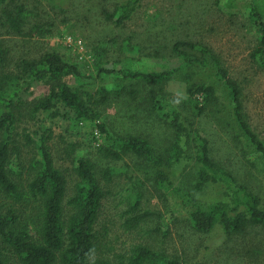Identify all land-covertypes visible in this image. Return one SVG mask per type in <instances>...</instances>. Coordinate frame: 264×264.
<instances>
[{"label": "trees", "instance_id": "1", "mask_svg": "<svg viewBox=\"0 0 264 264\" xmlns=\"http://www.w3.org/2000/svg\"><path fill=\"white\" fill-rule=\"evenodd\" d=\"M63 1L0 0V36L28 35L24 27L34 9L44 2L61 5ZM141 1L120 0L106 17L115 25H124L135 16ZM224 4L227 9L243 11L254 27L257 43L251 58L264 69V0H225ZM32 28L35 34L49 31L38 24ZM134 45L129 41V49ZM96 51V76L111 78L113 83L91 89L81 82L84 73L78 64L53 50L20 57L9 69V52L0 37V264H184L164 249L140 242L111 254L101 250L105 233L98 229V220L103 200L112 194L107 185L122 174L129 179L130 167L99 168L98 158L118 162L134 157L136 170L170 193L178 209H186L196 231L210 232L218 226L232 235L253 225L264 227L260 196L213 158L209 140L183 114L179 100L167 89L169 80L178 73L186 83L183 104L189 105L192 116L217 113L220 102L214 85L192 78L194 68L212 71L227 87L236 127L264 161V140L249 122L242 89L217 53L205 43L176 39L170 44V55L178 59V66L149 71L113 66L106 61L104 48ZM35 83L43 89L39 96H34ZM120 98L163 120L171 132L166 147L159 151L146 136L110 128L106 109L112 100ZM62 110L77 122L92 125V150L76 158L71 180L55 163L49 144L50 126H39V143L34 144L36 150L27 166L14 157L19 135L15 130L24 116L53 119L62 116ZM24 136L28 144L35 142L30 133ZM188 163L189 183L176 184L171 178L173 169ZM23 170L29 174L26 183L17 181ZM130 180L132 187L120 190L119 200L127 231L147 217L158 216L157 212L141 210L143 181L137 175H131ZM71 181V194L65 200ZM209 188L218 190L219 197L200 199L199 193Z\"/></svg>", "mask_w": 264, "mask_h": 264}, {"label": "rangeland", "instance_id": "2", "mask_svg": "<svg viewBox=\"0 0 264 264\" xmlns=\"http://www.w3.org/2000/svg\"><path fill=\"white\" fill-rule=\"evenodd\" d=\"M119 1L64 0L61 5L44 2L27 20L24 31L28 35L3 33L0 36L9 52L8 68H12L20 57H35L53 50L77 63L84 73L81 82L85 87L95 89L113 83L111 78L96 76L93 65L96 50L104 48V57L113 66L159 71L179 64L178 59L170 55V44L174 40L202 42L217 53L228 74L240 85L249 122L264 140V69L251 58L257 33L243 11L227 9L225 0H142L132 20L115 25L106 13ZM34 24L50 32L35 34ZM129 41L135 44L133 49H129ZM193 72V80L211 83L216 88L220 102L217 113L206 111L200 116H192V109L187 103L183 104L186 83L178 73L169 80L167 89L179 100L183 114L209 140L213 158L238 182L257 193L264 205V161L236 127L227 87L207 68H194ZM33 88L34 96L42 94V87L36 83ZM23 96L32 98L26 97L25 93ZM106 112V121L112 130L146 136L159 151L168 145L171 132L158 115L146 113L124 98L112 100ZM61 113L64 114L44 120L24 116L15 130L19 135L16 136L18 150L14 157L27 166L36 150L34 144L39 143V126H50L49 144L55 163L71 180L76 158L92 150V125L77 122L64 110ZM25 132L31 134L34 143H27ZM74 143L76 147H71ZM96 161L99 168L114 166L121 169L127 164L130 167L129 179L122 174L107 185L112 194L103 200L98 220V229L105 233L101 246L104 252H120L140 242L164 249L184 264H264V227L253 225L232 235H226L218 226L210 232L196 231L190 225L186 209H178L170 193L154 185L143 171L136 170L134 157L128 156L118 162L100 158ZM190 166V163L178 165L171 173L172 180L187 186ZM131 175H137L143 181L141 210L157 212L158 216L147 217L136 228L127 231L122 225L124 207L119 200L120 190L132 187ZM28 178L29 174L23 170L17 181L26 183ZM134 180L133 177L132 182ZM71 184L72 181L65 200L71 194ZM199 197L208 200L218 198L219 193L215 188H209L200 192Z\"/></svg>", "mask_w": 264, "mask_h": 264}]
</instances>
